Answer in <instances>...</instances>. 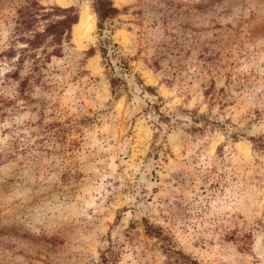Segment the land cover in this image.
Here are the masks:
<instances>
[{
	"label": "rangeland",
	"instance_id": "374dc122",
	"mask_svg": "<svg viewBox=\"0 0 264 264\" xmlns=\"http://www.w3.org/2000/svg\"><path fill=\"white\" fill-rule=\"evenodd\" d=\"M113 2L0 0V264H264V0Z\"/></svg>",
	"mask_w": 264,
	"mask_h": 264
},
{
	"label": "trees",
	"instance_id": "16d2710c",
	"mask_svg": "<svg viewBox=\"0 0 264 264\" xmlns=\"http://www.w3.org/2000/svg\"><path fill=\"white\" fill-rule=\"evenodd\" d=\"M37 6L36 10L33 8ZM94 7L98 15V27L100 32L106 27V22L117 16L121 10L114 5L113 0H94ZM22 18L20 20L21 30L31 32V35L26 38L27 46L21 48L20 59L18 63L23 64V60L26 56H29L31 51L37 49H43L48 59L53 55H60L64 40L71 39L72 27L79 21V12L77 7H61L53 6L48 10L42 7L38 3H31L28 7L21 10ZM56 17V18H55ZM40 20H47V23L42 28H34ZM101 43V50L105 57L106 53L110 49V40L105 39ZM46 44L53 46V50L49 53L46 51ZM91 49V53H92ZM35 56V53L32 56ZM34 72V71H33ZM14 76L19 75V70H16ZM119 81L120 78H113V80ZM28 78L24 81L25 85ZM113 87H116L114 82ZM149 89H153L149 87ZM103 262H106V258L103 257Z\"/></svg>",
	"mask_w": 264,
	"mask_h": 264
},
{
	"label": "bare ground",
	"instance_id": "6f19581e",
	"mask_svg": "<svg viewBox=\"0 0 264 264\" xmlns=\"http://www.w3.org/2000/svg\"><path fill=\"white\" fill-rule=\"evenodd\" d=\"M95 14L89 10H83L81 13V20L75 26V35L77 38L85 34L89 29L92 28Z\"/></svg>",
	"mask_w": 264,
	"mask_h": 264
}]
</instances>
